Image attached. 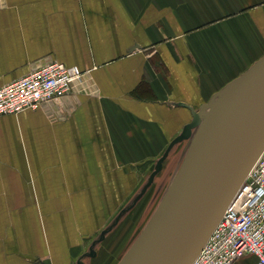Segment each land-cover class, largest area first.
<instances>
[{"label":"crops","instance_id":"1","mask_svg":"<svg viewBox=\"0 0 264 264\" xmlns=\"http://www.w3.org/2000/svg\"><path fill=\"white\" fill-rule=\"evenodd\" d=\"M49 57L86 83L0 116V264L91 252L84 239L117 192L130 194L131 167L174 154L196 116L264 57V0H0V87ZM123 227L85 264H113Z\"/></svg>","mask_w":264,"mask_h":264},{"label":"water","instance_id":"2","mask_svg":"<svg viewBox=\"0 0 264 264\" xmlns=\"http://www.w3.org/2000/svg\"><path fill=\"white\" fill-rule=\"evenodd\" d=\"M193 125L201 128L178 182L120 264H190L195 258L264 151V57Z\"/></svg>","mask_w":264,"mask_h":264},{"label":"built area","instance_id":"3","mask_svg":"<svg viewBox=\"0 0 264 264\" xmlns=\"http://www.w3.org/2000/svg\"><path fill=\"white\" fill-rule=\"evenodd\" d=\"M85 74L49 57L0 87V116L38 109L84 84ZM246 254L264 264V151L190 264H234Z\"/></svg>","mask_w":264,"mask_h":264},{"label":"rangeland","instance_id":"4","mask_svg":"<svg viewBox=\"0 0 264 264\" xmlns=\"http://www.w3.org/2000/svg\"><path fill=\"white\" fill-rule=\"evenodd\" d=\"M199 126L192 127L193 134H190V137L187 139H182L184 141L182 145L180 143L181 141L177 143L179 146L177 148L175 147V153L171 156L168 157L167 155L166 150L168 148H164L161 154L147 156L146 162L135 164L131 167L136 174H139V177L135 180V184L131 185L130 194L124 195L117 192L114 195L115 202L113 203L112 209L107 212V222L98 232L90 236V238L84 239L85 250L90 245L91 249L93 247L98 248V245L104 242L103 240L106 235H110L119 225H124L123 235L119 233V239L116 240L118 244L115 245L113 264H120L126 258L154 221L156 215L178 182L190 154L186 162L182 165L181 161L189 150V146ZM183 134H186V129L183 130ZM168 159H171V161L167 162ZM162 163H165L164 166ZM162 166L164 167L163 169H161ZM115 190H119L118 187ZM160 190L162 191L160 192ZM151 191L153 193L149 196ZM144 202L145 204L147 203L145 206H143ZM123 238H126L128 242L119 244ZM97 248L95 251H97ZM93 250L91 252L88 250L87 252L81 253L72 264H85L86 261L88 262L89 259L93 258V253L95 252Z\"/></svg>","mask_w":264,"mask_h":264},{"label":"bare ground","instance_id":"5","mask_svg":"<svg viewBox=\"0 0 264 264\" xmlns=\"http://www.w3.org/2000/svg\"><path fill=\"white\" fill-rule=\"evenodd\" d=\"M193 148V147H192ZM192 150V149H191Z\"/></svg>","mask_w":264,"mask_h":264}]
</instances>
